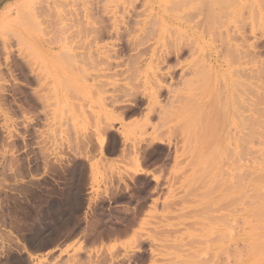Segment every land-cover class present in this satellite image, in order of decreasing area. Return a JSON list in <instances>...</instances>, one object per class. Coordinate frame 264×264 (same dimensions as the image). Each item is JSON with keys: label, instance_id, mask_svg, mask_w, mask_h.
<instances>
[{"label": "rangeland", "instance_id": "374dc122", "mask_svg": "<svg viewBox=\"0 0 264 264\" xmlns=\"http://www.w3.org/2000/svg\"><path fill=\"white\" fill-rule=\"evenodd\" d=\"M86 1L0 0V264H264V0ZM214 28L220 37L210 33ZM149 30L147 43L136 47ZM179 37L191 51L160 62L167 89L152 112L147 102L157 69L148 60ZM177 61L197 66L187 89L164 75ZM131 83L144 100L109 105L113 88ZM229 91L241 95L237 113L250 101L244 114L256 135L247 147L246 130L232 127L243 139L233 154L241 165L235 156L223 159L219 188L199 158L206 149L194 127L197 111ZM235 163L234 177L226 165Z\"/></svg>", "mask_w": 264, "mask_h": 264}, {"label": "bare ground", "instance_id": "6f19581e", "mask_svg": "<svg viewBox=\"0 0 264 264\" xmlns=\"http://www.w3.org/2000/svg\"><path fill=\"white\" fill-rule=\"evenodd\" d=\"M88 1V0H87ZM86 1V2H87ZM92 1V0H91ZM90 1V2H91ZM132 2V1H131ZM92 5V4H91ZM132 5V4H131ZM134 6V5H133ZM98 7V6H97ZM88 8V7H87ZM89 8H92L91 6H90V3H89ZM82 9V8H81ZM93 9H95V8H93ZM94 12H95V10H93ZM107 11V10H106ZM111 11V10H110ZM80 14V17L81 18H79V22H81V24H83L85 27L87 26V25H90V21H89V15H87V12H85V11H83L82 10V12L81 13H79ZM81 14H82V16H81ZM106 14H108V13H106ZM136 14V13H135ZM98 15V14H97ZM113 15H114V19L116 20V13L115 12H113ZM95 17H97V16H94L93 17V20L94 21H96L97 19H94ZM91 19H92V17H90ZM97 22V21H96ZM95 22V23H96ZM94 23V22H93ZM99 23V22H98ZM92 25V24H91ZM93 26V25H92ZM96 27L97 26H101V23L98 25V24H96L95 25ZM89 27V26H88ZM94 27V26H93ZM102 27H104V26H102ZM95 28V27H94ZM88 29V28H87ZM153 28H151V30H152ZM198 31H199V29L201 30V28H196ZM209 29V28H208ZM207 28H206V30H208ZM89 30H90V28H89ZM88 30V31H89ZM94 29H92L91 30V32L93 31ZM165 30V29H164ZM193 30V29H192ZM203 30V29H202ZM205 29L203 30V31H201L202 33L204 32V31H206ZM209 30H211V29H209ZM220 30V29H219ZM132 31V30H131ZM131 31H129V33H131ZM209 32V31H208ZM218 32V33H217ZM89 33V32H88ZM94 33L96 34V38H98V36L100 37H102V34H103V30H100V28H97L95 31H94ZM93 33V34H94ZM133 33V32H132ZM157 33V32H156ZM210 33H212L213 35L215 34V36H219L220 37V35H217V34H219V31H217V28H214ZM217 33V34H216ZM222 33V32H221ZM94 34V35H95ZM206 34V36H207V34H209V33H205ZM223 34V33H222ZM90 35V34H89ZM130 35V34H129ZM128 35V36H129ZM146 36H143L142 38H141V36L139 37V38H137L136 39V43L134 44L136 47L138 46V48L140 47V46H143L145 43H147L146 41L144 42L143 40L146 38V37H149L150 35H152V32L149 30V33H148V36H147V33L145 34ZM192 37H194V35L196 36V35H198V32L196 31V32H194V33H192ZM204 35V34H203ZM226 35V34H225ZM230 35V34H229ZM155 36V35H154ZM202 36V35H201ZM231 36V35H230ZM95 36H93L92 38H94ZM168 37V36H167ZM191 37V36H190ZM197 37V36H196ZM226 37V36H225ZM103 38V37H102ZM101 38V39H102ZM141 38V39H140ZM180 38V37H179ZM202 38V37H201ZM222 38H223V40L225 39L224 38V36H222ZM230 38V37H229ZM231 38H233L232 36H231ZM234 38H235V36H234ZM148 38H146V40H147ZM154 39V38H153ZM158 39V38H157ZM173 39V38H172ZM199 39H200V37H199ZM195 40L197 41L198 40V37L197 38H195ZM221 40V39H220ZM155 41V40H154ZM199 41V40H198ZM204 41V40H203ZM216 41H217V38H216ZM225 41H227V40H225ZM225 41H224V43H225ZM132 42V41H131ZM149 42V41H148ZM152 42V41H151ZM168 43V41H166L165 40V42H163L162 44H163V47L161 48V50H160V53L159 54H157L156 53V51L154 50V51H152V54H151V56H150V58H149V64H148V67L150 66L151 67V69H153L154 68V64L156 65L155 67H156V69H157V71H156V73H158V74H156L155 72V74L153 75V81H152V87H151V94H150V96L148 97L149 98V102H147V100H146V102H147V106L149 107V108H147V109H151V111H152V103H153V101L155 100L156 101V103H157V100L156 99H158V97H160L159 95L160 94H162V92L164 91V90H166L167 89V86H166V77H164L163 75H159V72L161 71H164L163 70V67H161L159 64H160V62H167L171 57H173V55L176 57H179V59L181 60L182 59V57L180 58V56L183 54V52H184V50H186L187 48H186V46H187V44H185V46H183L184 45V41H183V38H180V40L178 39H175L174 40V44H171V45H167V44H164V43ZM170 42V41H169ZM220 42V41H219ZM144 43V44H143ZM197 42H195V44H196ZM202 43V42H201ZM157 44V43H156ZM199 44V43H198ZM203 44V43H202ZM218 44V43H217ZM159 45H161V44H159ZM197 45V44H196ZM205 45V44H204ZM232 45V44H231ZM158 46V45H157ZM235 46V45H234ZM217 47V46H216ZM218 47H221V46H219L218 45ZM231 47V46H230ZM237 47H238V45H237ZM159 48V47H158ZM227 48V49H226ZM224 50L225 51H227V52H225V54L226 53H229L228 51H229V49H228V46L226 47ZM235 48V47H234ZM133 49V48H132ZM189 49V48H188ZM231 49V48H230ZM239 49V48H238ZM247 49V48H246ZM134 50V49H133ZM141 50V49H140ZM140 50H139V52H140ZM153 50V49H152ZM190 51H191V48L189 49ZM193 50H194V48H193ZM193 50H192V54H194L195 55V51H196V48H195V53L193 52ZM223 50V49H222ZM222 50H220V51H222ZM137 51V50H136ZM146 51H148V50H146ZM189 51V52H190ZM241 51V50H240ZM100 52V51H99ZM231 52V55L232 54H234V51H230ZM233 52V53H232ZM148 53V52H147ZM235 53H237V52H235ZM243 53V52H242ZM241 53V54H242ZM247 53V52H246ZM101 54H104V52L102 53L101 52ZM140 55L142 54V52L141 53H139ZM143 54H146V53H144L143 52ZM142 54V55H143ZM185 54V53H184ZM222 54V53H221ZM8 55V54H7ZM90 55V54H89ZM105 55H107V53L105 54ZM141 55V56H142ZM189 55H191V53L189 54ZM229 55V54H228ZM237 56H238V53L236 54ZM108 56H110L109 54H108ZM107 56V57H108ZM135 56V55H134ZM133 56V57H134ZM235 56V54L233 55V57ZM236 56V57H237ZM244 56V55H243ZM242 56V57H243ZM111 57V56H110ZM131 57V56H130ZM143 57V56H142ZM213 57V56H212ZM233 57L231 58V59H233ZM250 57V56H249ZM132 58V57H131ZM136 58H138V57H136ZM189 58V57H188ZM208 58V57H207ZM237 58H239V57H237ZM245 58V57H244ZM130 59V58H129ZM135 59V58H134ZM139 59V58H138ZM190 59H191V56H190ZM194 59V58H193ZM199 59V58H198ZM239 59H241V57L239 58ZM238 59V60H239ZM127 60V59H126ZM234 60V59H233ZM233 60H231V61H233ZM237 60V59H236ZM235 60V61H236ZM107 61V60H106ZM137 61V60H136ZM155 61V62H154ZM208 61V60H207ZM243 61V60H242ZM178 62V63H177ZM176 62V65L174 66H170V65H168V66H170V67H168L167 68V70H168V72H167V74H164V75H168L169 77H170V80H174V78H176V76H177V80L179 81V85H181L182 87H187L188 85H189V83H190V81L187 79V78H189L190 76H195L196 74H198V72H196V70L194 69L195 67H197V66H195L194 67V65H192V64H189L190 66H188V64H187V66H185V65H183L182 66V63H180V61H177ZM214 62V61H213ZM17 63V62H16ZM15 63V64H16ZM104 63V62H103ZM106 63V62H105ZM140 63V62H139ZM163 63V64H164ZM218 63H219V61H218ZM239 63V62H238ZM241 63H243V62H241ZM250 63V62H249ZM117 64V63H116ZM127 64H130V63H127ZM133 64V63H132ZM136 64H137V62H136ZM167 64V63H166ZM206 64V63H205ZM236 64V63H235ZM18 65H20V64H18ZM203 65V64H202ZM212 65V64H211ZM215 65V64H214ZM217 65V64H216ZM241 65H243V64H241ZM95 66V65H94ZM98 65H96V67H97ZM126 66V65H125ZM127 66H131V65H127ZM144 66V65H143ZM200 66V65H199ZM199 66H198V68H199ZM221 66V65H220ZM17 67V66H16ZM95 67V68H96ZM141 67V66H140ZM204 67V66H203ZM207 67H208V65H207ZM212 67V66H211ZM215 67H218V66H215ZM19 68V67H18ZM134 68V67H133ZM205 69H206V67H204ZM213 68V67H212ZM24 69V68H23ZM26 69V68H25ZM109 68H107V70H108ZM130 69V68H129ZM205 69L203 70V71H205ZM219 69H221V68H219ZM235 69V68H234ZM13 70V69H12ZM11 70V71H12ZM101 70V69H100ZM149 70V69H148ZM225 70V69H224ZM20 71H21V69H20ZM26 71V70H25ZM32 72H34L33 70H31ZM127 71H130V70H127ZM133 71V70H132ZM154 71V70H153ZM27 72V71H26ZM131 72V71H130ZM152 72V71H151ZM234 72V71H233ZM232 72V73H233ZM23 73H25V72H23ZM22 73V74H23ZM107 72H105V74H106ZM200 73V75H199V78H200V76L203 78V74L201 75V71L199 72ZM236 73V72H235ZM132 74V73H131ZM152 74H153V72H152ZM207 74V73H206ZM205 74V75H206ZM234 74V73H233ZM25 75V74H24ZM108 75V74H107ZM107 75H104V76H107ZM110 75V74H109ZM150 75V74H149ZM215 75V74H214ZM28 76V75H27ZM197 76V75H196ZM210 76V75H209ZM228 77V76H227ZM237 77V76H236ZM39 78V77H38ZM110 78V77H109ZM113 78V77H112ZM115 78V77H114ZM193 78V77H192ZM191 78V79H192ZM201 78V79H202ZM205 78V77H204ZM28 79L32 82V78H30V76L28 77ZM131 79V78H130ZM194 79H195V77H194ZM196 79H198V78H196ZM200 79V80H201ZM207 79H208V77H207ZM207 79H205V80H207ZM221 79V78H220ZM219 79V80H220ZM226 79V78H225ZM225 79H224V81H225ZM228 79H229V77H228ZM39 80H41V79H39ZM247 80V79H246ZM196 82L198 81L199 82V79L198 80H195ZM203 81H204V79H203ZM207 82V81H206ZM205 82V83H206ZM209 82V81H208ZM208 82H207V85H208ZM130 83V82H129ZM149 83V82H148ZM200 83V82H199ZM198 83V84H199ZM205 83H203V82H201V84H199L200 86H202V85H205ZM221 83L222 82H220L219 84H220V87L222 86L221 85ZM227 83H230V82H226V85H228ZM134 84V83H133ZM132 83H131V85H133ZM223 84V83H222ZM231 85H232V83H230ZM233 84H236V83H233ZM130 85V84H129ZM136 85V84H135ZM138 85V84H137ZM177 85V84H176ZM198 85V86H199ZM231 85H228L229 86V88L231 89ZM114 86V85H113ZM120 86V85H119ZM150 86V85H149ZM169 86H172V85H170V83H169ZM175 86V85H174ZM197 86V87H198ZM199 86V88H201ZM206 86V85H205ZM223 86H224V84H223ZM235 86V85H234ZM248 86V87H247ZM15 87V86H14ZM123 87V86H122ZM196 87V86H195ZM236 87V86H235ZM249 87H250V85H247L246 84V86H245V88H246V90H248L249 89ZM25 88V87H24ZM191 88H193V89H191V91H193L194 90V87H191ZM204 88V87H203ZM248 88V89H247ZM15 89V88H14ZM14 89H13V91H14ZM19 89V88H18ZM124 89V90H123ZM123 89L121 88V87H114L113 88V90H112V92H111V95L109 96V97H106L105 99H107V100H109L108 102L110 103H108L109 105H111L112 107H116L115 105H117V104H122V103H125V102H129L130 103V101H132V99L133 100H135V101H138V99L140 98V99H142V100H144L142 97H138L139 95H138V93H137V91L139 92V88L137 89V87H135L134 85H133V87H131V88H126V90H125V88L123 87ZM170 89V88H169ZM176 89V88H175ZM187 89V88H186ZM197 88H195V90H196ZM207 89V88H206ZM222 89V88H221ZM224 89V88H223ZM103 90H104V88H103ZM136 90V91H135ZM149 90V89H148ZM177 90V89H176ZM175 90V91H176ZM184 90V89H183ZM220 90V89H219ZM239 90H241V89H239ZM12 91V92H13ZM187 91V90H186ZM185 91V92H186ZM197 91H198V89H197ZM212 91V90H211ZM223 91V90H222ZM219 92H221V91H219ZM232 92V91H231ZM236 92H237V90H236ZM242 92V91H241ZM249 92H250V90H249ZM249 92H247L248 94H249ZM19 93V92H18ZM104 93H107L108 94V91H104ZM103 93V94H104ZM143 93V92H142ZM197 93H203V92H197ZM238 93V92H237ZM102 94V93H101ZM140 94V93H139ZM183 94H185V93H183ZM199 94V95H200ZM220 94H222V93H219L218 95H220ZM240 94V93H239ZM245 94V93H244ZM247 94V95H248ZM142 95V94H141ZM175 95V94H174ZM195 95H196V93H195ZM194 95V98L196 97V96H199V95H196L195 96ZM229 97L226 99V100H223V99H220V100H218V98H217V101H215L214 99V97H213V101H214V103L212 102V105L210 106H208L206 109H205V111H201L200 110V112L199 111H197L198 112V116H200V113H201V118H200V120H199V123H197L198 122V119H194L193 120V122L194 123H197L196 125H195V127L194 128H196L198 125V127H199V134H198V139H199V141H200V144H201V148H202V151H203V149L205 150V153L206 154H204V157H202L203 156V154L202 155H200L201 157H199V158H201V160H203L202 158H206V160H203L204 162H205V164H204V168H207L206 166H211L212 167V169H213V173L214 174H216L217 175V178H215V179H218V175H222V172H224L222 169H224V166H223V168H222V165H223V159H227L228 160V157H237L236 155H234L233 156V154H235L237 151V149L239 150V149H242V144L241 143H243L242 141H243V139H245L246 140V146L248 147V145H249V141L251 142V137H255V131L254 130H256L255 129V127H256V125L255 126H253V122H251L252 120H250L251 119V115H245L244 113H248V114H250V112L249 111H251L250 110V107H249V105H250V101L248 100V102H249V104L247 105H245L244 107H242V108H244V112L243 113H237V111L234 109V106H235V103H237V101H239V99H240V96H238V94L237 95H235V92L234 93H231L230 94V91H229ZM234 97H233V96ZM247 95L245 96V97H247ZM250 95V94H249ZM248 95V96H249ZM104 96V95H103ZM162 96V95H161ZM193 96V95H192ZM105 97V96H104ZM103 97V98H104ZM127 97H132L131 99L129 98V100L128 99H126ZM143 97H144V95H143ZM169 97V96H168ZM170 97H172V96H170ZM190 97V96H189ZM221 97H223L222 95H221ZM243 98H244V96H242ZM146 98V97H145ZM147 98V99H148ZM156 98V99H155ZM179 100H180V98L179 97H177ZM248 98V97H247ZM25 99V98H24ZM105 99H103V100H105ZM177 99V100H178ZM185 99H188V98H185ZM208 99V98H207ZM106 100V101H107ZM159 100V99H158ZM195 101H196V99H194ZM244 100V101H243ZM243 100H241V101H243V102H245V103H247V101H245V100H247V99H243ZM154 101V102H155ZM170 101H172V100H170ZM169 101V102H170ZM187 101H191V99L190 100H187ZM105 102V101H104ZM158 102H160V101H158ZM175 102V101H174ZM173 102V103H174ZM181 102V100L179 101V103ZM192 102V101H191ZM197 102V101H196ZM215 102H217V105H215ZM242 102V103H243ZM189 103V102H188ZM194 103V102H193ZM245 103H243V104H245ZM190 104V103H189ZM192 104V103H191ZM242 104V105H243ZM155 105V104H154ZM153 105V110H154V106ZM207 105V101L204 99L202 102H200V105H199V107L200 108H205L204 106H206ZM162 106H164V105H162ZM183 106H184V104H183ZM247 106V107H246ZM175 108H176V106H174ZM162 108V107H161ZM179 107H177V109H178ZM182 108V107H181ZM121 109H123V108H121ZM174 109V108H173ZM162 110V109H161ZM179 110H181V109H179ZM182 110H183V108H182ZM187 110V109H186ZM177 111V110H176ZM188 111V110H187ZM124 112V111H123ZM150 112V111H149ZM153 112V111H152ZM160 112H162V111H160ZM166 112H168V111H166ZM170 112V111H169ZM178 112V111H177ZM186 112V111H185ZM157 113V112H156ZM163 115H165L166 113H165V111H164V109H163ZM149 114V113H148ZM158 114V113H157ZM171 114V113H170ZM174 114V113H173ZM172 114V115H173ZM176 114H178V113H176ZM175 114V115H176ZM122 115H123V113H122ZM162 115V116H163ZM179 115V114H178ZM155 116V115H154ZM174 116V115H173ZM153 117V116H152ZM156 118L158 117V115L157 116H155ZM242 119H241V118ZM154 118V117H153ZM189 118H191V115H190V117ZM189 118H187V119H189ZM150 119V118H149ZM160 119V118H159ZM237 119H239L238 121H237ZM151 120V119H150ZM149 121V120H148ZM154 121V120H153ZM158 121V120H157ZM169 121V120H168ZM188 120H186L185 121V125H187L186 123H189V122H187ZM147 122V121H146ZM163 122H165V121H163ZM154 123V122H153ZM194 123H192V125L194 124ZM157 124V123H156ZM160 124H161V122H160ZM148 125V124H147ZM162 125V124H161ZM236 126V128L238 129V128H243V130L245 129L246 130V133H242L241 131H239V132H241L243 135H245V136H243L244 138L242 139V135H241V137H237V135H235V134H232V129L234 128L235 129V127H233V126ZM145 126V125H144ZM154 126V125H153ZM163 126V125H162ZM146 127H148V126H146ZM165 127V126H164ZM233 127V128H232ZM160 128H161V126H160ZM241 128V129H242ZM253 128H254V130H253ZM153 129V128H152ZM157 129H158V127H157ZM157 129H155L154 131H156ZM197 129V128H196ZM190 130V129H189ZM244 130V131H245ZM253 130V131H252ZM234 131V130H233ZM253 132H255V133H253ZM102 133V132H101ZM235 133H237V132H235ZM193 134V133H192ZM197 134V133H196ZM252 134H254V135H252ZM190 135V134H189ZM252 135V136H251ZM191 136V135H190ZM195 136H197V135H195ZM194 136V137H195ZM239 138H241L242 140H239ZM250 140H249V139ZM196 139V138H195ZM234 139H236L235 141H236V144H235V141H234ZM241 141V142H240ZM105 142V139L103 138V140H102V143H104ZM239 142H240V145H239ZM233 145H236L235 147H233L232 148V146ZM250 146V145H249ZM201 148L199 149V150H201ZM246 148H244L243 149V151H242V153H245V154H247V149L245 150ZM249 149V148H248ZM244 150L246 151V152H244ZM240 151V152H241ZM200 152V151H199ZM198 152V153H199ZM239 152V151H238ZM239 152V153H240ZM201 153V152H200ZM249 153V152H248ZM229 155H231V156H229ZM199 156V155H198ZM240 156V155H239ZM243 157L242 156H240L239 157V159H242ZM230 160H231V158H229ZM235 159L236 158H234L233 159V161L235 162ZM237 160H238V157H237ZM236 160V161H237ZM247 159H245V161H246ZM250 160V161H249ZM248 161L249 162H251V159H249ZM264 160V159H263ZM200 161V160H199ZM233 161H231V162H233ZM239 161V160H238ZM248 161H246V168L247 169H249V164H251V163H249ZM229 163V161H226L225 160V163ZM241 161H239L238 162V166H239V163H240ZM255 162V161H254ZM237 163V162H236ZM235 163V164H236ZM259 163V162H258ZM243 164H244V162H243ZM264 164V163H263ZM240 165H241V163H240ZM259 165V164H258ZM227 166V168L228 169H230V171L232 172L233 170V174L235 173V171L236 170H238L237 168V164L235 165L236 167L234 168H232L231 167V165L230 166H228V164L226 165ZM263 166V165H262ZM210 167V168H211ZM241 167V166H240ZM253 167H254V165H253ZM203 168V169H204ZM251 168V167H250ZM261 168V167H260ZM209 168H207V170H208ZM212 169H211V172H212ZM236 169V170H235ZM240 169V168H239ZM252 170V169H251ZM227 171V170H226ZM226 171H225V173H226ZM238 171H240V170H238ZM228 172V171H227ZM247 172V171H246ZM250 172V171H249ZM240 173V172H239ZM242 173V172H241ZM210 174V173H209ZM230 174V173H229ZM228 174V176H230ZM232 174V175H233ZM236 174H238V173H236ZM236 174H234L233 176L235 177V175ZM215 175V176H216ZM240 175V174H239ZM233 177V178H234ZM237 177V176H236ZM210 178H213V176L212 177H210ZM237 179V178H236ZM217 181V180H216ZM218 181H219V183H218V185L221 183L222 184V182L223 181H225V180H219L218 179ZM229 181V180H228ZM226 182H227V179H226ZM231 182V181H230ZM234 181H232V183H233ZM237 181H235V183H236ZM209 183V182H208ZM234 183V184H235ZM210 184H212V183H210ZM216 184V183H215ZM210 186V185H209ZM214 186V185H213ZM213 186H212V189H216L215 187H217V184H216V186H214V188H213ZM220 186L221 187H223L224 185H219L218 187L220 188ZM206 187V186H205ZM219 188H217L216 190H218ZM225 188V187H224ZM223 188H221L220 189V192H221V190H222ZM226 189V188H225ZM211 191H213V190H211ZM210 191V192H211ZM219 191V190H218ZM217 191V192H218ZM222 191H224V190H222ZM226 191V190H225ZM206 192V195H209V192L206 190L205 191ZM217 192H215L214 194H216ZM213 194V193H212ZM220 195V194H219ZM212 195H210V196H205V198L206 197H211ZM203 197V196H202ZM227 197V196H226ZM219 199H221V198H219ZM210 200V199H209ZM223 200H226V199H222V201L221 202H223ZM204 201V200H203ZM208 201V200H207ZM213 201V200H212ZM215 201V200H214ZM217 201V200H216ZM206 202V201H205ZM228 202V201H227ZM227 202H226V204H227ZM209 203V202H208ZM212 203V202H211ZM263 203H264V201H263ZM207 204V203H206ZM220 204V203H219ZM222 204V203H221ZM208 205V204H207ZM207 207V206H206ZM228 208V207H227ZM255 210V209H254ZM256 211V210H255ZM207 213V212H206ZM211 213V212H210ZM255 213V212H254ZM209 214V213H208ZM257 214V213H256ZM259 214V213H258ZM206 215V214H205ZM207 216V215H206ZM257 216V215H256ZM205 219V218H204ZM214 219V218H213ZM230 219V218H229ZM262 219V218H261ZM208 220V219H207ZM209 221V220H208ZM229 221V220H228ZM224 225V224H223ZM231 225V224H230ZM227 227V226H226ZM214 228V227H213ZM232 228V227H231ZM230 228V229H231ZM221 229V228H220ZM228 229H229V227H228ZM229 229V230H230ZM208 230H210V228L208 229ZM232 230V229H231ZM255 230V229H254ZM257 231H259V229L257 230ZM215 232H217V231H215ZM227 232V231H226ZM228 233V232H227ZM222 235V234H221ZM229 235V234H228ZM211 237H213V236H211ZM223 237H225V236H223ZM204 238V237H203ZM212 240V239H211ZM217 240V239H216ZM205 241V240H204ZM207 241V240H206ZM209 241V240H208ZM214 241V240H213ZM141 243V242H140ZM207 243V242H206ZM208 243H211V241L210 242H208ZM213 243V242H212ZM217 243V242H216ZM205 244V243H204ZM140 245V244H139ZM212 245V244H211ZM230 245V244H229ZM206 247V246H205ZM204 247V248H205ZM211 248H213V247H211ZM217 247H215L214 249H216ZM214 249H212V250H214ZM231 249V248H230ZM228 250V249H227ZM232 250V249H231ZM190 251V250H189ZM193 252H195V251H193ZM198 251H196V253H197ZM179 253H180V251H179ZM186 253V252H185ZM213 253V252H212ZM215 253V255H216V252H214ZM230 253H232V251L230 252ZM229 253V254H230ZM127 254H128V252H127ZM201 255V253H199L198 252V256L200 257V255ZM208 254V253H207ZM191 255V254H190ZM185 256V255H184ZM187 256V255H186ZM186 256H185V258H186ZM202 256V255H201ZM208 256V255H207ZM130 257V256H129ZM188 257H190V256H188ZM204 257V256H203ZM190 258H192V257H190ZM197 258V257H196ZM195 257H194V255H193V260L194 259H196ZM202 258V257H201ZM174 259H175V257H174ZM173 259V260H174ZM187 259V258H186ZM203 259V258H202ZM206 258H204L202 261H204ZM211 259V258H210ZM128 260H131V259H128ZM128 260H127V263H128ZM171 260V259H170ZM173 260H171V261H173ZM209 260V259H208ZM176 261H178V260H176ZM182 261H183V259H182ZM198 261V260H197ZM199 261H200V259H199ZM181 262V261H180ZM186 262V261H185ZM184 262V263H185ZM209 263H210V261H208ZM130 263V262H129ZM194 263L196 264V262L194 261ZM202 263V262H201ZM201 263H199V264H201ZM131 264V263H130ZM177 264H179V263H177ZM183 264V263H182ZM185 264H187V263H185ZM217 264V263H216Z\"/></svg>", "mask_w": 264, "mask_h": 264}]
</instances>
